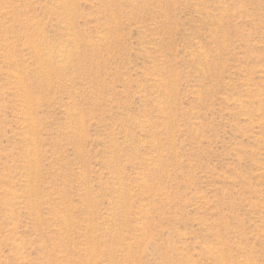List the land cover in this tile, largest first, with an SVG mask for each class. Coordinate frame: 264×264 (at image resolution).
I'll return each mask as SVG.
<instances>
[{"label":"rangeland","instance_id":"374dc122","mask_svg":"<svg viewBox=\"0 0 264 264\" xmlns=\"http://www.w3.org/2000/svg\"><path fill=\"white\" fill-rule=\"evenodd\" d=\"M0 264H264V0H0Z\"/></svg>","mask_w":264,"mask_h":264}]
</instances>
